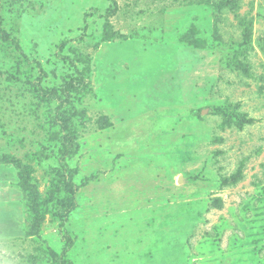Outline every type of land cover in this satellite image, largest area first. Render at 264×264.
<instances>
[{"label": "rangeland", "instance_id": "1", "mask_svg": "<svg viewBox=\"0 0 264 264\" xmlns=\"http://www.w3.org/2000/svg\"><path fill=\"white\" fill-rule=\"evenodd\" d=\"M0 202V264H264V0H0Z\"/></svg>", "mask_w": 264, "mask_h": 264}, {"label": "crops", "instance_id": "2", "mask_svg": "<svg viewBox=\"0 0 264 264\" xmlns=\"http://www.w3.org/2000/svg\"><path fill=\"white\" fill-rule=\"evenodd\" d=\"M22 209L17 203L0 202V236L24 235V227L18 222Z\"/></svg>", "mask_w": 264, "mask_h": 264}, {"label": "trees", "instance_id": "3", "mask_svg": "<svg viewBox=\"0 0 264 264\" xmlns=\"http://www.w3.org/2000/svg\"><path fill=\"white\" fill-rule=\"evenodd\" d=\"M68 83H70V82H68ZM67 83V84H68ZM63 88V87H62ZM69 90H70V87H69ZM58 95V94H57ZM62 112H64V111H62ZM59 116H60V114H59ZM57 120H59V121H62V122H65L66 121V117H65V115H63L61 118H59L58 116H57V118H56ZM62 119V120H61ZM249 122H253L254 120L253 119H249L248 120ZM71 127L68 125H66L65 126V131H66V134H65V136L69 139V135H71V132H70V129ZM65 140L66 141V144L67 143H69V141H71V140ZM69 148H70V146H69ZM70 150H71V148L69 149V152H70ZM18 176H19V174H18ZM238 176H242V168L238 171ZM19 179H20V177H19ZM241 179V178H240ZM17 184H19V181H18V183ZM23 187H25L26 186V183H20ZM63 217H64V220L62 221V226H64L65 225V223L67 222V215H68V212H67V210H64V212H63ZM26 233L27 234H29V235H32L33 233L32 232H29V230H28V228L26 229ZM25 233V234H26ZM72 241L68 238V240H65L64 241V244H65V246L62 248V252H61V255L63 256V257H65V256H67V254H68V252H69V249H70V247H71V245H72ZM144 257V259H148L149 257H151V255H146V256H143Z\"/></svg>", "mask_w": 264, "mask_h": 264}]
</instances>
